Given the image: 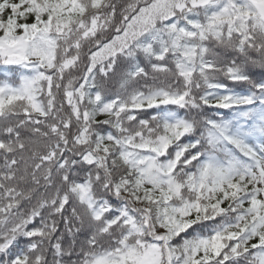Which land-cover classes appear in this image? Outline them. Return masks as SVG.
I'll use <instances>...</instances> for the list:
<instances>
[{
    "label": "snow or ice",
    "instance_id": "snow-or-ice-1",
    "mask_svg": "<svg viewBox=\"0 0 264 264\" xmlns=\"http://www.w3.org/2000/svg\"><path fill=\"white\" fill-rule=\"evenodd\" d=\"M0 264H264V0H0Z\"/></svg>",
    "mask_w": 264,
    "mask_h": 264
}]
</instances>
